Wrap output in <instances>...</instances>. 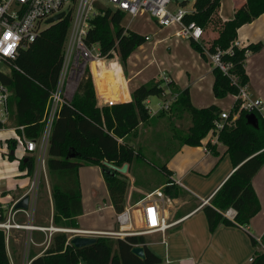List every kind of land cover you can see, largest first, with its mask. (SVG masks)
I'll return each mask as SVG.
<instances>
[{
  "label": "trees",
  "instance_id": "1",
  "mask_svg": "<svg viewBox=\"0 0 264 264\" xmlns=\"http://www.w3.org/2000/svg\"><path fill=\"white\" fill-rule=\"evenodd\" d=\"M220 5L221 0H194L192 10L182 19L185 24L194 23L199 26L203 35L207 32L216 33V37L211 40L203 37L194 42L189 39L195 52L209 62L204 49L210 54L220 51L223 53L221 60L231 65L230 75L236 79V85L218 68H212V94L216 99L236 96L238 88L248 84L244 69L246 55L257 53L263 47L261 42L240 48L233 46V43L239 28L264 15V0H245L234 11L233 17L226 21L219 17ZM125 19L126 15L117 9H100L90 20L84 39L89 46L97 45L100 56L106 59L113 57L111 51L115 49L123 69L126 68L127 58L145 43L144 35L133 31L124 32ZM70 21V14H66L47 26L28 47L19 49L14 60L0 61V83L11 93L8 122L17 134L26 139L38 140L41 137L49 98L56 89L62 69L63 48ZM230 49L232 53H227ZM105 64H108V75L114 79L120 77L115 60L104 61ZM116 91L118 93L119 90ZM162 92V81L152 78L131 89L130 101L98 109L92 74L89 67L85 68L71 100L65 99L57 112L46 148L45 168L50 177L52 224L55 227L78 229L76 219L83 213L78 171L87 164L102 169L115 212L120 213L125 209L127 178L108 170L103 162L118 168L127 164L129 171L134 162L143 160L142 152L129 143V138L136 137L140 126L149 125L153 121L146 101L150 97L161 98ZM178 93L169 109L161 111L156 117H164L168 113L171 138L177 144L171 156L185 145L204 146L216 154L217 145L211 143V139L216 136L217 143L225 148L224 154L229 157L233 167V172L213 195L209 205L202 209L209 231L212 233L221 225L247 227L260 211L252 179L264 165V121L256 116L258 128L248 126L245 120L247 113L239 111V101H235L225 126L215 134L214 121L218 119L221 109L215 105L195 108L191 104L188 89ZM184 114L189 116L192 125L187 132L180 133L172 120ZM3 127L5 125L0 122V130ZM20 127H23L22 131ZM8 142L12 150L14 147L11 143L15 144V141ZM8 159L13 160V155H8ZM19 169L26 170V175L32 177L34 158L29 157L25 163L21 161ZM160 171L166 177L162 192L176 199L182 189L170 179L166 164ZM229 208L236 212L232 221L224 216ZM3 221V212L0 210V223ZM69 237L65 232L54 233L44 253L29 264H164L148 249L145 236L98 237L95 243L82 248L71 246L68 243ZM251 242L254 247L257 246L256 239L251 238ZM134 246L144 248L145 260L131 253ZM0 264H11L6 249V235L2 229ZM249 264H264V251H256Z\"/></svg>",
  "mask_w": 264,
  "mask_h": 264
},
{
  "label": "crops",
  "instance_id": "2",
  "mask_svg": "<svg viewBox=\"0 0 264 264\" xmlns=\"http://www.w3.org/2000/svg\"><path fill=\"white\" fill-rule=\"evenodd\" d=\"M244 1L241 0L240 5ZM238 7H234L231 12H228L224 11L220 5L219 17L223 21L231 19ZM150 25L151 23L148 22V26ZM151 31V36L144 35V37H148V40L127 58L125 69L121 67L117 56L110 59L105 58L98 64L90 65L96 107L101 109L104 106H109L110 103L113 105L128 102L131 99L132 88L147 83L152 78L159 79V74L166 72L172 81L171 90L173 92L189 90L193 107L199 109L215 105L220 108L216 105L214 96L211 97L212 68L206 67L211 63L206 62L195 52L187 39L175 36L178 27L163 28L155 23L154 26H151ZM210 34L208 39L216 37V33L211 32ZM257 42L263 44L262 49L257 53H247L244 63V69L249 79L246 87L255 99L264 102V15L243 25L237 31L235 43L239 48ZM189 57L191 64L189 67L186 66L187 70L183 71L181 67H184L183 63ZM113 60L120 71V77L115 79L107 73L108 64L103 65L104 61ZM150 65L155 70V75L148 78L143 76V72ZM190 78H192L191 81ZM202 80H205L204 87L200 83ZM193 85H198V89L193 90ZM116 90H119L118 93ZM74 92L75 88L68 90L65 98L70 101ZM231 97L233 106L235 99L234 96ZM147 102L149 103V98ZM220 109L224 111L223 108ZM158 110L159 108L150 115L151 118L157 117L161 112H157ZM15 134V129L9 124L0 130V210L3 212V222L9 219L11 210L14 222L20 216L22 217V221H17V223L25 227L11 228L12 231L7 232L6 249L11 264H29L31 260L44 253L52 235L56 233L52 232L51 228L57 227L52 224L53 208L50 192L46 207L43 208L44 206L40 204L34 211L28 210L29 216L25 212L13 210V206L27 194L32 182V177L26 175V170L19 169V164L24 158L28 159L29 157L34 158L35 163L37 162L36 153H26L16 143H11V146L14 147L11 150L8 141H14ZM211 143L217 145L216 154L207 151L208 149L204 146L185 145L181 146L166 163L170 179L184 191L186 200L181 199L183 200L181 201L183 210H177L178 213L176 212L175 215L170 213L172 219H181V221L166 233L165 243L161 242L160 234L145 236L148 249L164 264H249L253 254L256 251H261L253 246L251 238L256 240L263 238L261 243L264 246V165L252 179V186L260 203L259 213L251 219L245 228L221 225L214 232L209 231L202 209L209 205L213 195L233 172L230 159L224 154L225 148L213 138ZM17 148L20 149L18 153L16 152ZM10 154L13 155V160L8 159ZM96 168L99 167L96 166ZM96 174L98 187L92 184L90 190L86 188L84 190L80 181L83 213L76 219L77 230L113 232L117 230L116 212L111 204L103 173L102 175ZM85 182L84 179V184ZM44 211L45 214H43ZM87 216L97 217V220L85 219ZM132 216L135 219L138 218L139 212H134ZM31 218L32 220H30ZM59 229H62L60 232L70 230ZM10 235L12 236L10 237ZM26 239L29 240V253L25 258Z\"/></svg>",
  "mask_w": 264,
  "mask_h": 264
},
{
  "label": "built area",
  "instance_id": "3",
  "mask_svg": "<svg viewBox=\"0 0 264 264\" xmlns=\"http://www.w3.org/2000/svg\"><path fill=\"white\" fill-rule=\"evenodd\" d=\"M108 4L111 6H108ZM170 4L171 0H0V61L6 59L14 60L19 49L28 47L50 25L47 23L49 18L59 13H64V16L66 14H70L71 16L63 48V65L56 89L49 98L43 119L44 127L41 137L38 140H29L23 135L17 133L14 135L16 145L21 147L24 152L36 153L37 167L35 177L38 169L45 168V154L50 132L57 112L66 99L67 91L72 88V84L75 81L80 79L86 67H90L92 63H98L105 59L100 56L97 45L89 46L84 41L89 29L90 20L98 14L100 9L113 8L123 12L129 19L128 24L124 26V32L132 31L130 29L132 20L146 14L160 27H178V31L175 33L176 37L190 39L194 42L202 39L203 30L199 26L194 23L185 24L182 20L183 16L189 11H185L182 7L170 9ZM147 40L148 37H145V41ZM233 46L238 47V44L234 42ZM204 52L211 65L218 68L236 85V79L230 75L231 65L221 60L223 53L217 51L214 54H210L205 49ZM115 53V49L111 51L113 57L116 56ZM227 53H232L231 49ZM72 75H77L76 80L71 81ZM66 79L68 80L66 81ZM159 79L162 81L163 92L161 97L163 104L159 105L157 112L168 110L179 94L171 90V79L165 73H161ZM10 95V91L0 83V122L3 125L8 123V101ZM234 99L235 101H239V111H244L247 114L252 113L264 121V102L260 99H255L246 86L238 88V94L234 96ZM148 104L146 101L150 115L154 114V112H151ZM111 105L110 103L109 106ZM228 113L227 111H222L218 119L214 121L215 134L225 126L226 120L229 117ZM234 117H237V115ZM19 130L22 131L23 127H20ZM213 139L217 140V137L215 136ZM34 183V181L31 183L26 194L29 197V211L32 210L36 201ZM171 200L172 198L167 197L161 188L157 189L147 194L133 206L128 205L122 212L116 213V231L88 232L70 229V237L75 234L109 238L160 234L161 242L165 243L166 233L181 221V219L174 220L170 217ZM11 211L9 219L6 222L0 223V229L4 230V232L6 231V238L7 232L11 228L25 227L14 224ZM134 212H139V216L136 219L132 216ZM25 213L27 216L30 215L28 211H25ZM235 215L236 212L231 208L224 213V216L231 221ZM134 223H138V229H134ZM51 230L52 232H60L62 229L51 228ZM256 241L261 251H264L261 241L259 239ZM249 261H252V258Z\"/></svg>",
  "mask_w": 264,
  "mask_h": 264
},
{
  "label": "rangeland",
  "instance_id": "4",
  "mask_svg": "<svg viewBox=\"0 0 264 264\" xmlns=\"http://www.w3.org/2000/svg\"><path fill=\"white\" fill-rule=\"evenodd\" d=\"M193 2L194 0H171V4L169 8L176 9L177 7H182L185 11L190 12L192 10ZM182 3H185L184 7L182 6ZM240 4H241V0H221V6L223 10L224 11L227 10L228 12H231L234 7H238L240 6ZM108 6L111 5L108 4ZM128 22L129 19L127 18L124 20L123 25L124 26L127 25ZM148 22L151 23L150 26H148ZM154 25H155L154 20L151 19L148 15L144 14L132 20L130 29L141 35L148 34V36H151L152 34L151 26ZM210 33L211 32L205 33L203 37L208 39V37L211 35ZM115 54L117 56V53ZM190 62H191L190 57L186 58V61L183 63L184 67H181L183 71L187 70L186 66L189 67L191 64ZM206 67L208 69L213 68V66L210 67L208 64L206 65ZM163 73L167 75L166 72ZM154 75H155V70L153 69L152 65L148 66V68H146V70L143 72V76L145 77L147 76L148 78ZM71 77H72L71 81H74L76 80L77 75L75 76L72 75ZM67 80L68 79H66V81ZM191 80L192 78H190V81ZM78 81H75V83L72 84L71 90L76 88ZM200 83L204 87L203 84L205 83V80H202V82ZM198 87H199L198 85L195 86L193 85L192 89L195 90L198 89ZM211 97H213L212 94ZM214 100L216 102V105H218L220 108H223L224 111L229 112L230 108L232 107L233 99L231 95H228L222 99L214 98ZM162 104H163V100L161 98L158 97L149 98L148 107L150 108L151 112H155L159 108V105ZM172 121L175 127L177 128V131H179L180 133L187 132V130L192 125L189 116L186 114L181 115ZM8 124L10 125L9 122L7 123V125ZM171 137H172V132H171L169 116L167 113L164 117L153 118V121L149 125L140 126V128L137 131L136 137L129 138V143L135 149H139L142 152L143 160L134 162L130 167L129 171H127V173L124 175L126 176L128 182V190L125 197V207H127L128 205L133 206L135 204L133 203L134 201L136 200L139 201L147 194H150L153 191L160 189L163 186L162 184H164L166 177L160 171V168L169 161V159L172 157L171 156L172 152L177 147V144L172 141ZM16 152L17 153L20 152V149L17 148ZM36 165L37 162L35 163V170L32 176V182L33 181L35 182L34 194L36 195V201L34 207L32 208V211L37 209L40 204L44 206L43 208L46 207V201L48 200V193L50 192V177L48 175L46 168L41 170L38 169V172L35 177V172L37 167ZM80 169L81 171H78V179H79V184L81 181L82 188L84 190L85 188L90 190L93 185L98 187L96 173H98V175L99 174L102 175V169L100 167L96 168V166L88 165V164L82 166ZM84 179L86 180L85 184H84ZM185 196L186 195L184 191H182L181 195L176 198L177 201L176 199L171 200L169 213L172 212L175 215L178 213L177 210L180 211V209L182 210L184 209L181 203V201L183 200L181 199L186 200ZM43 214H45V211L43 212ZM97 216L99 217L98 213ZM85 219L93 221V220H97V217L87 216ZM30 220H32V218ZM17 221L18 222L22 221V217L20 216ZM17 221L16 222L13 221L14 224L20 225V223H17ZM11 224L13 223L11 222ZM138 227H139L138 223H134V229H138ZM11 236L12 235H10V237ZM28 245H29V240L26 239L25 250H24L25 258L26 256H28L29 253ZM256 248L258 250L260 249L258 246H256Z\"/></svg>",
  "mask_w": 264,
  "mask_h": 264
},
{
  "label": "water",
  "instance_id": "5",
  "mask_svg": "<svg viewBox=\"0 0 264 264\" xmlns=\"http://www.w3.org/2000/svg\"><path fill=\"white\" fill-rule=\"evenodd\" d=\"M64 17V13H59L57 15H55L54 17H51L47 20L48 24H53L55 22H57L58 20L62 19ZM245 120H246V124L248 126H251L253 128H258V119L257 117L252 114H246L245 115ZM27 161V158L23 159V163H25ZM104 166H106V168L108 170L117 172L119 174L125 175L127 173L128 170V165L124 164L122 167L118 168L108 162H103ZM29 209V197L27 195L23 196L14 206H13V210L14 211H21V212H25L28 211ZM63 232L65 233H71L69 230H64ZM98 236H93V235H79V234H75L72 235L69 239V244L71 246H73L74 248H82V247H86L89 246L93 243L96 242ZM131 253L137 257L140 260H145V251L144 248L142 246H134L131 249Z\"/></svg>",
  "mask_w": 264,
  "mask_h": 264
}]
</instances>
